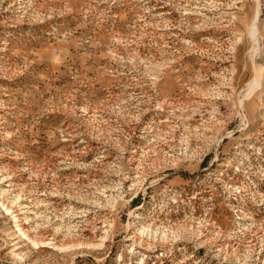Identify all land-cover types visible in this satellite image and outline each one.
<instances>
[{
	"label": "rangeland",
	"instance_id": "374dc122",
	"mask_svg": "<svg viewBox=\"0 0 264 264\" xmlns=\"http://www.w3.org/2000/svg\"><path fill=\"white\" fill-rule=\"evenodd\" d=\"M263 0H0V264H264Z\"/></svg>",
	"mask_w": 264,
	"mask_h": 264
},
{
	"label": "built area",
	"instance_id": "2783aa9c",
	"mask_svg": "<svg viewBox=\"0 0 264 264\" xmlns=\"http://www.w3.org/2000/svg\"><path fill=\"white\" fill-rule=\"evenodd\" d=\"M262 11H263L262 13H263V17H264V0H263V10Z\"/></svg>",
	"mask_w": 264,
	"mask_h": 264
}]
</instances>
